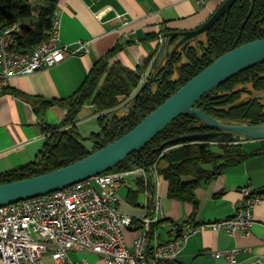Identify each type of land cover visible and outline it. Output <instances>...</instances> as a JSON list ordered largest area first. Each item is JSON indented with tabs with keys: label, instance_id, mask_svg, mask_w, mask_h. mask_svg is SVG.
<instances>
[{
	"label": "trees",
	"instance_id": "obj_1",
	"mask_svg": "<svg viewBox=\"0 0 264 264\" xmlns=\"http://www.w3.org/2000/svg\"><path fill=\"white\" fill-rule=\"evenodd\" d=\"M36 7L29 0H0V34L18 26L11 48L27 52L50 37L55 12L60 0H44ZM29 22V23H27ZM160 47L159 36H153ZM264 39V0H238L221 21L190 45L181 47L172 61L153 68L143 92L140 88L144 74L120 63L111 64L119 50L115 47L97 61L80 89L66 100H39L44 108L61 106L68 109L65 119L56 126L44 128L48 137L36 161L25 167L0 174V185L31 178L69 166L115 142L129 133L148 115L160 107L181 87L210 66L216 59L241 45ZM178 39L174 41L177 44ZM264 63L250 68L206 95L198 107L226 123L264 124ZM40 98H33L38 100ZM132 100L131 105L125 104ZM91 104L103 125L101 134H94L90 149L80 139L77 118L82 108ZM122 107V105H124ZM133 105L129 111L127 107ZM123 108V114L119 111ZM214 131L200 118L185 115L178 118L158 135L142 152L134 153L112 171H128L157 165L160 176L169 183V198L198 205L196 190L202 182L210 181L229 167L238 166L254 155L264 153L261 147L247 153L242 143L193 142L160 151L172 139L191 134ZM111 171V172H112ZM128 194V201L137 204L144 185ZM167 221V220H166ZM165 221V222H166ZM170 221V220H168Z\"/></svg>",
	"mask_w": 264,
	"mask_h": 264
},
{
	"label": "crops",
	"instance_id": "obj_2",
	"mask_svg": "<svg viewBox=\"0 0 264 264\" xmlns=\"http://www.w3.org/2000/svg\"><path fill=\"white\" fill-rule=\"evenodd\" d=\"M226 1L207 0L202 5L197 0H60L55 17L61 21L62 42L76 48L79 42L90 41L92 46L87 53L68 57L53 68L12 79L10 88L0 93V174L36 161L48 137L44 128L59 125L67 116V108L58 105L44 108L39 100L61 101L72 97L95 63L115 47L119 50L111 64L120 63L130 70L142 72L150 62L144 74L147 79L161 48L160 45L158 50L153 36L196 30ZM29 2L36 7L45 5L44 0ZM119 14L130 22L126 24L118 18ZM19 30L18 27L17 32ZM84 109L89 111L85 114L86 118H81ZM98 117L93 105H85L77 118L79 131L83 120ZM261 142L242 144L245 151L251 153L261 147ZM138 188V178L133 177L128 186L118 189L120 210L133 218H140L144 212L139 198L136 205L128 201L129 192ZM244 188H250L264 198V153L251 156L210 181L202 182L196 190L197 207L170 199L169 183L161 177L158 195L163 201L164 220L167 221L153 228V244L174 238V227L202 226L234 216ZM124 190L125 197L121 195ZM254 217L255 223L248 235L201 228L189 237L178 264H227L225 258H215L214 252L236 248L240 250L238 264H254L264 258V200L256 207ZM142 233L140 224L128 229V244L132 245ZM71 255L75 260L87 259L90 264H108L89 252H73ZM47 262L53 264L49 256Z\"/></svg>",
	"mask_w": 264,
	"mask_h": 264
},
{
	"label": "built area",
	"instance_id": "obj_3",
	"mask_svg": "<svg viewBox=\"0 0 264 264\" xmlns=\"http://www.w3.org/2000/svg\"><path fill=\"white\" fill-rule=\"evenodd\" d=\"M197 1L204 5L207 0ZM118 18L126 24L130 22L123 14ZM17 30L18 26H14L0 34V93L10 88L12 79L53 68L68 57L87 53L92 46L90 41L79 42L76 48L64 44L57 17L49 39L31 51L11 48ZM164 41L161 35L160 45ZM133 177L143 183L146 196L140 204L144 211L140 218L120 210L118 189L128 186ZM160 178L157 165L110 171L64 190L1 206L0 264H49L48 256L53 264H90L87 259H73V252L96 254L108 264H178L189 237L201 228L250 234L255 223L254 211L264 200L262 194L244 188L234 216L202 226L174 227V238L153 244V228L166 221L158 195ZM138 224L143 233L129 245L126 231ZM239 251H216L213 255L225 258L227 264H238ZM254 264H264V258Z\"/></svg>",
	"mask_w": 264,
	"mask_h": 264
},
{
	"label": "water",
	"instance_id": "obj_4",
	"mask_svg": "<svg viewBox=\"0 0 264 264\" xmlns=\"http://www.w3.org/2000/svg\"><path fill=\"white\" fill-rule=\"evenodd\" d=\"M238 0H227L213 16L200 28L187 32H168L159 50L153 68L162 67L172 61L176 52L190 45L199 36L208 32L230 11ZM179 40L174 45L175 40ZM264 63V39L256 40L227 52L216 59L196 77L181 87L160 107L148 115L129 133L115 142L94 152L90 156L69 166L31 178L0 185V207L64 190L77 183L112 171L134 153H140L173 122L185 115H194L214 129L204 134H191L172 139L162 145L164 149L193 142L204 143H244L264 141V124L226 123L197 105L210 92L236 75ZM149 76L137 92L139 96L148 82ZM264 98V93L257 96ZM133 105L126 108L129 111Z\"/></svg>",
	"mask_w": 264,
	"mask_h": 264
},
{
	"label": "rangeland",
	"instance_id": "obj_5",
	"mask_svg": "<svg viewBox=\"0 0 264 264\" xmlns=\"http://www.w3.org/2000/svg\"><path fill=\"white\" fill-rule=\"evenodd\" d=\"M144 82H145V79L142 80L140 88L142 87ZM140 88L135 91V93L133 94V97L137 94V92L140 90ZM131 102H132V100L130 99L125 104H127V106H129V105H131ZM125 104L122 105V107L125 106ZM88 111L89 110L84 109L81 118H86L85 114ZM119 113H120V115H122L124 113L123 112V108L120 109ZM102 132H103V125L100 123V121L98 119L91 118V119H88V120H83L80 123V136H79V139L84 144H86V146L88 148L91 149L93 147V140L91 138L94 136V134H101ZM112 172H117V171H112ZM121 195L123 197H125L126 190H124ZM145 200H146V196L145 195H140L139 202L140 203H144Z\"/></svg>",
	"mask_w": 264,
	"mask_h": 264
},
{
	"label": "flooded vegetation",
	"instance_id": "obj_6",
	"mask_svg": "<svg viewBox=\"0 0 264 264\" xmlns=\"http://www.w3.org/2000/svg\"><path fill=\"white\" fill-rule=\"evenodd\" d=\"M179 40H180V39H179ZM179 40H178V41H179Z\"/></svg>",
	"mask_w": 264,
	"mask_h": 264
}]
</instances>
